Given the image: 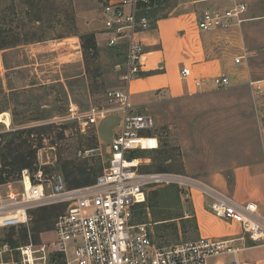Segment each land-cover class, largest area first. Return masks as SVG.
Segmentation results:
<instances>
[{
	"label": "rangeland",
	"instance_id": "374dc122",
	"mask_svg": "<svg viewBox=\"0 0 264 264\" xmlns=\"http://www.w3.org/2000/svg\"><path fill=\"white\" fill-rule=\"evenodd\" d=\"M107 1L0 0V114L10 118V124L0 122L2 196L5 184L17 185L24 170L34 178L41 171L46 183L62 176L68 189L90 186L102 173L121 114L111 113L99 124L82 128L69 108L72 103L82 112L102 108L107 91L122 84L116 66L124 53L107 45L101 23ZM240 1L249 6L242 24L249 29L244 34L241 26L231 41L235 48L245 49L246 44L264 57V0ZM242 54L236 63L240 66L246 60ZM253 68L256 75L264 74V60L254 62ZM230 80L228 86L183 97L156 95L141 106L154 116L161 141L158 150L139 155L143 173L180 176L196 186L194 193L197 187H213L229 195L214 179L227 180L231 188L236 167L263 162L264 112L250 83ZM181 186L186 188L155 184L134 209V222L149 224L159 246L197 239L193 199ZM17 187L23 190L21 184ZM65 211V203L32 206L27 223L0 229V243H45L52 249L56 221ZM222 258L232 260L234 255L210 262ZM47 264L66 261L52 254Z\"/></svg>",
	"mask_w": 264,
	"mask_h": 264
},
{
	"label": "built area",
	"instance_id": "2783aa9c",
	"mask_svg": "<svg viewBox=\"0 0 264 264\" xmlns=\"http://www.w3.org/2000/svg\"><path fill=\"white\" fill-rule=\"evenodd\" d=\"M224 8L204 10L198 27L203 31L232 32L248 20L249 6L240 0H231ZM159 0H108L102 9L103 33L107 45L124 53L116 67L120 71V87L106 93L107 105L80 111L70 105V117L82 128L97 125L109 114L119 112L121 121L102 173L94 184L68 189L62 176L48 183L40 171L34 178L24 170L17 185L5 184L4 196L0 194V229L11 228L29 221V210L41 204L65 203L66 211L55 224V238L49 245L33 243L11 247L0 243V264H47L52 254L60 253L66 264H212L211 258L234 255V259L213 264H240V245L248 237L255 245H264V210L256 202L241 203L232 196L222 194L213 187L199 189L207 208L216 216L239 223L243 235L226 238L199 237L170 246H159L152 238L149 224L134 222V209L144 203L149 188L160 183H177L182 192L192 197L194 186L180 176L165 173H143V152L160 147V137L155 132L154 116L131 100L130 85L144 71L145 44L140 34L153 27L154 18L146 11ZM229 42V41H225ZM243 56L235 58L240 63ZM191 68L184 65L181 77L188 80ZM209 80L195 78L196 86ZM214 87L228 86L229 76L222 74L210 79ZM256 82H250L254 85ZM261 92V87H257ZM192 94V93H191Z\"/></svg>",
	"mask_w": 264,
	"mask_h": 264
},
{
	"label": "crops",
	"instance_id": "0c3cea01",
	"mask_svg": "<svg viewBox=\"0 0 264 264\" xmlns=\"http://www.w3.org/2000/svg\"><path fill=\"white\" fill-rule=\"evenodd\" d=\"M172 1L159 0L156 5L157 12L153 16V27L140 34L145 44L144 71L130 85L132 102L142 106L150 103L153 96L160 94L177 98L207 91L214 87L210 82L211 78L225 74L233 80V84L249 85L250 82H256L251 88L256 93L255 99L260 111L264 112V74L256 75L253 68V63L264 60V57L259 56L256 50H252L246 44L245 49L235 48L236 45L231 39L238 37L241 28L225 32L203 31L198 27V19L204 10L224 8L232 1L174 0L176 3L173 5ZM101 23L103 28V22ZM246 26L248 25L242 26L244 34L249 29ZM242 52L245 53L246 60L240 66L236 64L235 58L243 56ZM184 65L190 67L192 71V76L188 80L181 77ZM195 78L209 82L199 87L194 83ZM257 87H261L262 91L258 92ZM261 130L264 154V126ZM214 181L235 200L241 203L256 202L264 210V160L257 166L236 167L231 188L223 178ZM197 191L198 193L194 191L192 193L197 238L243 235L239 223L222 219L212 213L207 208L203 193L199 189ZM240 245L244 246L239 253L240 264H264V245H255L248 237L240 241ZM241 255L245 256V260L242 261Z\"/></svg>",
	"mask_w": 264,
	"mask_h": 264
},
{
	"label": "bare ground",
	"instance_id": "6f19581e",
	"mask_svg": "<svg viewBox=\"0 0 264 264\" xmlns=\"http://www.w3.org/2000/svg\"><path fill=\"white\" fill-rule=\"evenodd\" d=\"M0 122H4L6 124H10V118L7 113L0 114Z\"/></svg>",
	"mask_w": 264,
	"mask_h": 264
},
{
	"label": "trees",
	"instance_id": "16d2710c",
	"mask_svg": "<svg viewBox=\"0 0 264 264\" xmlns=\"http://www.w3.org/2000/svg\"><path fill=\"white\" fill-rule=\"evenodd\" d=\"M148 8L149 9H147L146 12L153 17L156 14V12H157L156 10H157L158 7L156 8V5H153V6L148 7ZM57 254H60V253H57Z\"/></svg>",
	"mask_w": 264,
	"mask_h": 264
}]
</instances>
